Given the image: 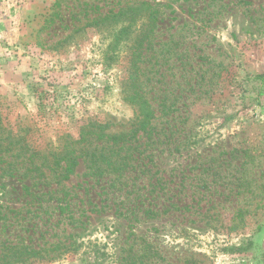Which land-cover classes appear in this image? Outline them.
<instances>
[{"label": "rangeland", "instance_id": "obj_1", "mask_svg": "<svg viewBox=\"0 0 264 264\" xmlns=\"http://www.w3.org/2000/svg\"><path fill=\"white\" fill-rule=\"evenodd\" d=\"M1 1L0 264H264V0Z\"/></svg>", "mask_w": 264, "mask_h": 264}, {"label": "trees", "instance_id": "obj_2", "mask_svg": "<svg viewBox=\"0 0 264 264\" xmlns=\"http://www.w3.org/2000/svg\"><path fill=\"white\" fill-rule=\"evenodd\" d=\"M142 7V6H141ZM134 53H137V50H134ZM135 55V54H134ZM256 80H263L264 76H258L255 78ZM264 87V82H263ZM132 101L139 102V109L141 110V119L140 126L137 129V132L140 131H148L150 128L153 119L155 117V111L149 104L148 100L144 97L139 96L137 93H132ZM95 131L82 132L81 139L79 140H71L68 142L62 150H58L53 155V166L57 169H61L60 178L63 181H68L71 179V176L74 174L76 167L79 166L78 160L83 158L82 154L78 155L80 151L74 145H80L82 143L88 142L87 136L92 135L96 142H107L112 141L115 145L126 141L125 138L129 137V134H120V135H109L107 131L109 129L108 125L105 124H92ZM25 139L23 137L12 136V131L8 129L7 126H4L0 120V161L5 162L6 155H12L13 157L20 158L22 153L28 149V146L25 145ZM27 148V149H26ZM15 151H18L14 153ZM14 153V154H13ZM36 155L31 156L29 159H34ZM94 157V156H92ZM2 171V170H1ZM16 173V172H15ZM17 177L16 175L10 174L8 170H3L0 173V177Z\"/></svg>", "mask_w": 264, "mask_h": 264}, {"label": "crops", "instance_id": "obj_3", "mask_svg": "<svg viewBox=\"0 0 264 264\" xmlns=\"http://www.w3.org/2000/svg\"><path fill=\"white\" fill-rule=\"evenodd\" d=\"M12 14L13 10L7 7L6 2L0 0V46L15 45L20 42L19 31Z\"/></svg>", "mask_w": 264, "mask_h": 264}]
</instances>
